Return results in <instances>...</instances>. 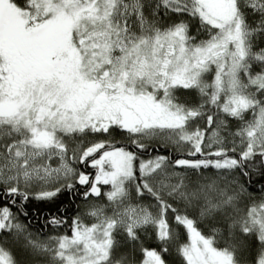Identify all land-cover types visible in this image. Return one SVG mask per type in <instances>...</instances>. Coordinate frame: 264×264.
I'll return each mask as SVG.
<instances>
[{"label":"snow or ice","instance_id":"snow-or-ice-1","mask_svg":"<svg viewBox=\"0 0 264 264\" xmlns=\"http://www.w3.org/2000/svg\"><path fill=\"white\" fill-rule=\"evenodd\" d=\"M0 264H264V0H0Z\"/></svg>","mask_w":264,"mask_h":264}]
</instances>
